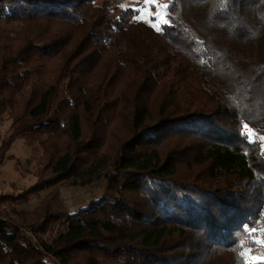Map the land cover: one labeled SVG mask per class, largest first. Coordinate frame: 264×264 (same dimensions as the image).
<instances>
[{"label":"trees","instance_id":"1","mask_svg":"<svg viewBox=\"0 0 264 264\" xmlns=\"http://www.w3.org/2000/svg\"><path fill=\"white\" fill-rule=\"evenodd\" d=\"M96 1L0 0V22L19 25L0 29L12 126L0 165L16 139L41 146L35 184L0 194V264H246L241 245L264 214V153L246 133L264 134V0H173V12L204 10L198 40ZM242 42L259 46L254 60L235 55ZM105 176L75 213L51 201L30 223L2 214Z\"/></svg>","mask_w":264,"mask_h":264},{"label":"rangeland","instance_id":"2","mask_svg":"<svg viewBox=\"0 0 264 264\" xmlns=\"http://www.w3.org/2000/svg\"><path fill=\"white\" fill-rule=\"evenodd\" d=\"M103 1L105 0H97L96 2L100 4ZM107 1L110 5L107 13L112 17L128 8H132L137 11L139 20L153 27L177 22L186 26L196 40L200 38L199 31L195 30L193 26L194 23L201 21L205 15L202 7L195 8L199 4L189 6L190 9H187L186 12L181 10L173 12L169 10L173 0H151V3H146V0ZM165 5L168 7L165 8ZM157 13H159V16ZM18 26L17 23L5 24L0 22V29L13 30L17 29ZM258 48L259 46L254 42H242L241 45L236 47L235 55L240 59L251 61L257 57ZM200 73L203 75V90L207 93H214L222 101H225L221 87L211 77L203 72ZM227 107L229 108L228 105ZM246 130L250 138H256L261 142V149L264 153V134L253 128ZM11 133V121L6 114L0 115V145ZM40 157L41 146L38 143L30 144L22 139H16L6 153V159L0 165V194L19 195L33 186L36 182L35 171ZM105 188L106 176L92 184L83 186L60 183L54 189L30 197L26 202L2 206V214L16 223H21L22 219H25L26 223H30L37 219L45 203L51 201L57 205L58 209L72 214L99 197ZM52 191H56L57 195L49 200ZM248 232V242L241 245L242 253H247V255H243V261L246 264H253L251 258L260 257L261 259L255 261V264H264V245L255 243L256 240H264V214L257 220L254 228H251Z\"/></svg>","mask_w":264,"mask_h":264},{"label":"snow or ice","instance_id":"3","mask_svg":"<svg viewBox=\"0 0 264 264\" xmlns=\"http://www.w3.org/2000/svg\"><path fill=\"white\" fill-rule=\"evenodd\" d=\"M146 3H151V0H146ZM164 7L167 8L168 6L165 5ZM141 11H143V10H141ZM157 15L159 16V13H157ZM157 31H160V29L158 28ZM245 127H247V125H245ZM255 243H257V245H264V240H256ZM241 255H247V253H242ZM259 259H261V258L260 257L251 258L253 264H255V261H257Z\"/></svg>","mask_w":264,"mask_h":264}]
</instances>
